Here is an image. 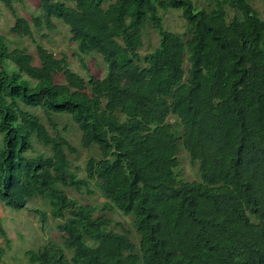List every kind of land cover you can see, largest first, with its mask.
Listing matches in <instances>:
<instances>
[{
  "label": "trees",
  "instance_id": "1",
  "mask_svg": "<svg viewBox=\"0 0 264 264\" xmlns=\"http://www.w3.org/2000/svg\"><path fill=\"white\" fill-rule=\"evenodd\" d=\"M253 1L207 10L192 0H39L35 28L62 21L81 54L103 58L104 78L85 64L82 77L40 45L36 65L0 36V203L19 211L41 198L61 221V245L26 252L31 264H264V20ZM170 11L182 13L183 35L166 30ZM31 21L17 17L11 33L33 38ZM149 25L160 41L143 56ZM33 110L54 130L55 115L70 116L83 149L98 152L85 178L71 170V142ZM36 141L52 154L30 156ZM180 146L200 181L179 178ZM93 183L103 210L133 217L139 248L65 191L93 195Z\"/></svg>",
  "mask_w": 264,
  "mask_h": 264
},
{
  "label": "rangeland",
  "instance_id": "2",
  "mask_svg": "<svg viewBox=\"0 0 264 264\" xmlns=\"http://www.w3.org/2000/svg\"><path fill=\"white\" fill-rule=\"evenodd\" d=\"M62 1V0H53ZM197 8L211 10L216 6V0H192ZM12 8L10 10L5 3L0 0V36L4 37L8 48L13 51L17 49L26 50L29 54L36 57V65H39L37 59V46L54 53L58 59L65 57L70 70L88 77L83 64H85L89 73L94 76L104 78L107 74V66L103 58L97 53L81 54L78 50V44L71 39L69 28L62 21L54 20L57 29L53 32L47 29H36L32 17H41L39 0H12ZM74 6L73 3H68ZM252 6L259 16L264 20V0H254ZM229 19L233 18L235 12L227 7ZM164 18V26L166 30L183 35L186 31L187 24L180 11H170L162 13ZM17 17L26 18L32 22L33 38L21 37L13 35L11 29L15 26ZM160 37L156 30L149 25L145 31L144 47L141 54L144 56L159 45ZM13 66V65H10ZM186 69L188 65H185ZM39 115L43 123L47 126L51 135L57 134L69 140L76 149L75 154H70L69 159L72 162L71 170L79 178L86 177V164L92 156L99 157L98 152L83 149L81 146V132L78 126L73 122L70 116L66 114L55 115L54 121L57 123V129L54 130L49 124L47 117L40 110H33ZM175 123V129L178 136H182L183 128L178 124L177 119H172ZM34 152H30V156L44 154L50 156L52 154L48 147L35 142ZM4 149V137L0 133V153ZM179 167L176 172L179 178L184 182L200 181L201 175L199 171V163L192 162L189 153L180 146L178 152ZM93 195L86 192L77 193L72 189H65L70 198L77 200L81 205H93L99 209L97 217L104 216L111 220L112 226L109 228L117 232L128 233L137 247H140V236L134 225L133 217L126 216L120 211L112 209L103 210L104 204L108 201L103 197L99 185L92 184ZM38 210L46 212V220L42 221ZM50 206L47 200L35 198L30 200L25 208L19 211L12 210L0 203V264H31L26 256L28 251H40L49 243L53 245H61V234L58 231L60 220H54L50 216ZM3 230L6 234H2ZM9 240V244H7ZM71 257V255H70ZM69 257V258H70Z\"/></svg>",
  "mask_w": 264,
  "mask_h": 264
}]
</instances>
